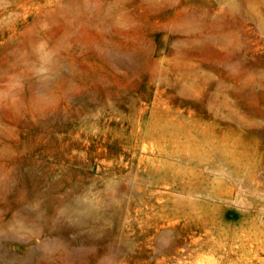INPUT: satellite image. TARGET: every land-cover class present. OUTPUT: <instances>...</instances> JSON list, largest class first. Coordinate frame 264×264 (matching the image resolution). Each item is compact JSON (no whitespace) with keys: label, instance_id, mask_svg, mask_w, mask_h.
Returning <instances> with one entry per match:
<instances>
[{"label":"rangeland","instance_id":"374dc122","mask_svg":"<svg viewBox=\"0 0 264 264\" xmlns=\"http://www.w3.org/2000/svg\"><path fill=\"white\" fill-rule=\"evenodd\" d=\"M0 264H264V0H0Z\"/></svg>","mask_w":264,"mask_h":264}]
</instances>
